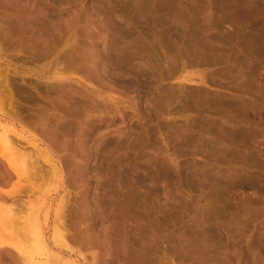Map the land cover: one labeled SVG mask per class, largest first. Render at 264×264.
Listing matches in <instances>:
<instances>
[{
	"label": "rangeland",
	"instance_id": "374dc122",
	"mask_svg": "<svg viewBox=\"0 0 264 264\" xmlns=\"http://www.w3.org/2000/svg\"><path fill=\"white\" fill-rule=\"evenodd\" d=\"M0 264H264V0H0Z\"/></svg>",
	"mask_w": 264,
	"mask_h": 264
},
{
	"label": "bare ground",
	"instance_id": "6f19581e",
	"mask_svg": "<svg viewBox=\"0 0 264 264\" xmlns=\"http://www.w3.org/2000/svg\"><path fill=\"white\" fill-rule=\"evenodd\" d=\"M127 34H129L130 33V31L129 30H127V32H126ZM86 120H84V122H85ZM4 132V131H3ZM2 132V133H3ZM6 133V132H5ZM15 135V134H14ZM1 137L3 138V142H5L6 144L7 143H9V142H11L10 140H9V138H8V134H1ZM13 144V143H12ZM16 145V144H15ZM14 146V145H13ZM23 154V153H22ZM24 155V154H23ZM23 157V156H22ZM24 158H26V155H24ZM27 159V158H26ZM24 161H25V159H24ZM23 161V162H24ZM19 162H21V161H19ZM19 162H17V164L19 163ZM22 163V162H21ZM25 164H26V161L24 162ZM24 163H22V165L24 164ZM16 164V165H17ZM21 165V166H22ZM23 167V166H22ZM25 167V166H24ZM9 208V207H8ZM9 209H11V208H9ZM10 211V210H9ZM30 223V222H29ZM32 223V222H31ZM30 223V224H31ZM38 238L41 240V243H45V240H44V238H43V235H42V233H41V231H38ZM63 234L61 235V234H56L55 235V240H56V243H60L63 247L65 246V248H68V246L65 244V242L63 241ZM71 249V248H70Z\"/></svg>",
	"mask_w": 264,
	"mask_h": 264
}]
</instances>
